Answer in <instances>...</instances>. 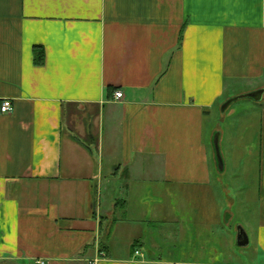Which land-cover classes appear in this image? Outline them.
<instances>
[{
  "label": "crops",
  "instance_id": "0c3cea01",
  "mask_svg": "<svg viewBox=\"0 0 264 264\" xmlns=\"http://www.w3.org/2000/svg\"><path fill=\"white\" fill-rule=\"evenodd\" d=\"M239 82L264 88V0H0V264H264L221 229L230 170L264 254V104L232 162L213 128Z\"/></svg>",
  "mask_w": 264,
  "mask_h": 264
},
{
  "label": "rangeland",
  "instance_id": "374dc122",
  "mask_svg": "<svg viewBox=\"0 0 264 264\" xmlns=\"http://www.w3.org/2000/svg\"><path fill=\"white\" fill-rule=\"evenodd\" d=\"M249 88V84L239 82L233 89L234 91L231 92V95H240L238 93L241 91H247L246 89ZM225 101L226 100L223 101L221 106H223ZM258 102L260 101L243 98L231 104L225 111H222V113L220 112V108L216 111V122H214L215 124L213 125V128H218L220 131H224L223 146L225 148H222L223 152L225 153L227 149L226 147L229 145V141V146L237 147L232 148L231 150L233 152L231 155V162L235 160V157L239 156L247 149L242 148V145L247 143L249 136H252L251 130L255 123L254 119L256 114L261 110L260 104H264V95L261 103L258 104ZM239 130H241V133ZM231 175L230 170H228L225 174H222L221 177H223L222 181L228 189L227 194H229L233 199H236V204L234 206H228L226 203L224 206L226 209L225 213L229 210L228 213L231 212L232 214L228 216L227 213L226 222L221 229L225 228L226 238L229 240V235L236 236L238 228L240 226L243 227L248 235H251L250 244L246 248H240L237 245L236 240L233 239V242H231L233 248L240 250L239 252H241L243 259L246 258L247 261L253 260V262L264 263V254L261 250H258L255 247V244L252 241V234L255 233L259 223V203L256 199H254V186L252 184H248L243 176L233 178ZM254 179L255 178H252V181ZM249 182L251 183V181ZM249 193L252 196L251 200H248L247 202L240 200V198H245V196Z\"/></svg>",
  "mask_w": 264,
  "mask_h": 264
},
{
  "label": "water",
  "instance_id": "95a60500",
  "mask_svg": "<svg viewBox=\"0 0 264 264\" xmlns=\"http://www.w3.org/2000/svg\"><path fill=\"white\" fill-rule=\"evenodd\" d=\"M264 94V88H261L259 90L245 93V94H240L234 97L229 98L227 101L224 102L223 106H221V110L225 111L233 102L243 99V98H250L256 101H259L262 99V96ZM219 138L220 135L219 133H216L213 139V144L215 148V153H216V159H217V164H218V169L220 171H223L224 169V158L220 149V143H219ZM237 244L238 246L244 247L249 244V237L243 227L238 228V233H237Z\"/></svg>",
  "mask_w": 264,
  "mask_h": 264
},
{
  "label": "built area",
  "instance_id": "2783aa9c",
  "mask_svg": "<svg viewBox=\"0 0 264 264\" xmlns=\"http://www.w3.org/2000/svg\"><path fill=\"white\" fill-rule=\"evenodd\" d=\"M115 95H116L117 98H122L123 97V93L121 91H117L115 93ZM1 110H2V112H12L13 111V106L8 100H6V101H4L2 103ZM136 254H140V251L137 250ZM35 263L36 264H47L43 260H36Z\"/></svg>",
  "mask_w": 264,
  "mask_h": 264
},
{
  "label": "trees",
  "instance_id": "16d2710c",
  "mask_svg": "<svg viewBox=\"0 0 264 264\" xmlns=\"http://www.w3.org/2000/svg\"><path fill=\"white\" fill-rule=\"evenodd\" d=\"M35 55H36V61L38 63H42L43 62V59H44V49L42 46H35ZM231 98V97H229ZM227 98L226 101L229 99ZM238 101V100H237ZM236 102V101H235ZM234 103V102H233ZM232 103V104H233ZM220 112L222 113V110H221V107H220ZM138 242L135 243L134 246H136Z\"/></svg>",
  "mask_w": 264,
  "mask_h": 264
}]
</instances>
